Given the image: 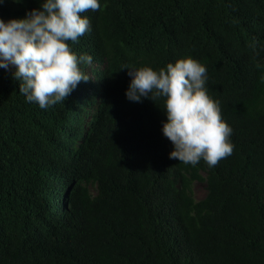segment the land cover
<instances>
[{"label":"trees","instance_id":"1","mask_svg":"<svg viewBox=\"0 0 264 264\" xmlns=\"http://www.w3.org/2000/svg\"><path fill=\"white\" fill-rule=\"evenodd\" d=\"M100 3L68 42L93 59L64 102H27L0 68V264H264V0ZM39 5L4 0L0 18ZM186 56L232 128L211 168L169 158L163 98L124 95L122 66Z\"/></svg>","mask_w":264,"mask_h":264},{"label":"clouds","instance_id":"2","mask_svg":"<svg viewBox=\"0 0 264 264\" xmlns=\"http://www.w3.org/2000/svg\"><path fill=\"white\" fill-rule=\"evenodd\" d=\"M101 7L100 0H40L39 8L27 10L23 18H0V68L14 69L12 77L20 81L19 93L27 102L48 109L90 79L82 65H90L92 56H78L68 42L91 31L90 19L81 14ZM121 69L130 77L127 100L163 98L166 119L160 131L171 143L170 159L192 166L203 160L211 168L231 155L232 128L222 119L220 101L208 94L204 64L186 56L159 69Z\"/></svg>","mask_w":264,"mask_h":264},{"label":"rangeland","instance_id":"3","mask_svg":"<svg viewBox=\"0 0 264 264\" xmlns=\"http://www.w3.org/2000/svg\"><path fill=\"white\" fill-rule=\"evenodd\" d=\"M3 69V68H2ZM12 68L10 67L7 70H11ZM6 70V69H5ZM85 112H82L81 116H84ZM91 192H95V188L91 187ZM206 193V189H205V183L203 182H194L192 185V194L195 198V200H201L204 198Z\"/></svg>","mask_w":264,"mask_h":264}]
</instances>
